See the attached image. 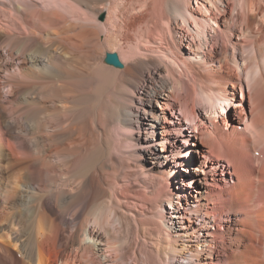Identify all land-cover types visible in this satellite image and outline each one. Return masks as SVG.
<instances>
[{
  "label": "bare ground",
  "instance_id": "obj_1",
  "mask_svg": "<svg viewBox=\"0 0 264 264\" xmlns=\"http://www.w3.org/2000/svg\"><path fill=\"white\" fill-rule=\"evenodd\" d=\"M1 11L0 264H264V0Z\"/></svg>",
  "mask_w": 264,
  "mask_h": 264
},
{
  "label": "rangeland",
  "instance_id": "obj_2",
  "mask_svg": "<svg viewBox=\"0 0 264 264\" xmlns=\"http://www.w3.org/2000/svg\"><path fill=\"white\" fill-rule=\"evenodd\" d=\"M195 4V3H194ZM211 4V3H210ZM212 5V4H211ZM210 5V6H211ZM0 15L2 16V11H1V13H0ZM100 17H102V16H100ZM105 17V16H104ZM215 23V22H214ZM213 22L211 23L212 25H215V27H218L217 25V23L216 24H214ZM5 89H7V88H5ZM5 91H7V90H5ZM239 95H240V93H239ZM162 105V107H163V109L162 108H160V106H158V109H159V111H166L167 110V107L165 106V104L163 105V104H161ZM169 111V110H168ZM198 132V130H196V133ZM193 133H191L190 131H186V139H183V138H180L179 140H178V144L179 145H183V144H185V145H188V139H189V137H191V136H189V135H192ZM160 137H161V134H160ZM184 141V142H183ZM191 145H189L188 147H190ZM192 147H197V146H192ZM159 150H160V153L161 154H163L164 152H163V150L161 149V148H159ZM190 156L188 157V159H189V161H190V163H189V165L192 167V168H196L195 170H196V172L195 171H192V173L193 174H195V173H197V174H195L196 176L194 177V178H197L198 176H201V175H203V169L200 167V158H198V154H197V151L195 152V151H193V152H190V154H189ZM184 160H186V158H184ZM197 160V161H196ZM170 164L171 165H173L174 163H172L171 161H170ZM199 168V169H198ZM189 181H194V179H193V176L191 175V176H189ZM174 203H176L177 204V199L174 201ZM170 205L169 204H167L166 205V211H169L170 212ZM250 216H252L251 214H250ZM222 260H225L224 259V256H222V257H220Z\"/></svg>",
  "mask_w": 264,
  "mask_h": 264
}]
</instances>
